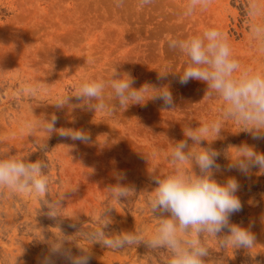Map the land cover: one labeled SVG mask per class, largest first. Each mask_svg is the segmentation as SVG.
Listing matches in <instances>:
<instances>
[{"label": "rangeland", "instance_id": "rangeland-1", "mask_svg": "<svg viewBox=\"0 0 264 264\" xmlns=\"http://www.w3.org/2000/svg\"><path fill=\"white\" fill-rule=\"evenodd\" d=\"M187 2L153 0L140 7L139 0H123L117 7V0H0V156L45 161L50 178L43 198L0 188V264H41L56 243L74 255L86 249L90 264H163L167 255L163 250L141 243L115 251L81 234L102 228L111 238L142 228L149 236L160 215L153 216L146 203L156 187L151 175L169 174L173 168L167 157L174 142L186 139L183 129L216 118L223 105L222 100L205 96V83H179L188 58L170 49L169 39L216 27L227 34L242 69L264 72V53L249 39L248 0H213L207 11L185 17ZM260 3L264 6V0ZM115 70L130 74L137 89L144 84L168 86L174 108L165 110L160 99L121 108L107 89L105 103L113 109L109 115L90 110L88 102L75 97L83 81L106 82ZM24 84H39L42 90L36 98L21 96L18 89ZM66 97L68 103L58 109L55 103ZM53 115L58 118L57 131L51 135L42 129L32 135L21 131L25 121L46 123ZM62 128L84 130L90 141L63 137ZM238 131L229 121L211 143L220 152L221 170L214 178L223 183L235 177L241 185L237 196L242 211L230 222L250 227L256 245L220 251L215 239H209L206 264H264V174L258 168L247 177L235 169L228 171L225 155L234 158L231 147L244 143L264 153V140ZM193 170L199 172L195 166ZM119 173H126L121 183L134 186L135 194L117 203L108 189L117 184ZM58 200L57 215L49 217L48 203ZM107 208L111 212L105 216ZM56 264L66 262L57 259Z\"/></svg>", "mask_w": 264, "mask_h": 264}, {"label": "clouds", "instance_id": "clouds-1", "mask_svg": "<svg viewBox=\"0 0 264 264\" xmlns=\"http://www.w3.org/2000/svg\"><path fill=\"white\" fill-rule=\"evenodd\" d=\"M152 2L139 0V6L144 7ZM212 3L213 0H188L183 15L191 17L197 10L207 11ZM122 5L123 0H117V7ZM245 15L248 17L250 43L258 52L264 53V21L258 20L264 17V6L260 0H248ZM168 47L178 49L188 58L187 66L179 76V83L186 85L191 80L203 82L207 85L205 96L216 97L223 101V105L216 118L198 127L183 129L186 139L174 142L167 157L173 168L169 174L151 175L156 187L150 192L146 203L152 215H160L155 217L157 224L149 236L145 237L142 228L111 238L105 236L102 228L81 235L88 241L100 242L115 251L141 243L152 250H163L161 252L167 254L163 264H206L209 239H215L220 251L228 247L250 250L256 245L250 227L230 222L232 215L242 211V203L237 196L241 185L235 177H229L223 183L214 178L215 172L221 170V165L217 163L220 152L213 149L211 143L220 138L229 121L239 128L238 132L250 134L253 140H264V72L242 69L240 62L233 56L227 34L216 27L205 28L201 34L185 39H169ZM134 83L130 74H120L115 70L106 82L83 81L75 97L88 102L90 110L107 112L109 115L113 109L105 103L107 89H110L109 96L117 100L121 108L126 109L132 104L144 105L148 100L156 99L163 101L165 110L174 108L168 86L157 88L144 84L137 89L133 87ZM41 90L39 84H24L18 93L31 99L36 98ZM149 92L154 94L148 97L146 94ZM68 101L69 97H66L55 103V106L63 108ZM57 119L53 115L46 123L25 121L21 131L32 135L42 129L51 135L57 131ZM59 133L73 141H90V136L84 130L62 128ZM205 141L208 147L201 146ZM44 147L46 145L41 146ZM231 148L235 150V157L225 154L229 160L228 171L235 169L247 177L253 168H258L259 174H264V153L247 143ZM186 165L190 166V170ZM194 166L199 169L198 173L193 170ZM47 168L45 161L31 162L28 156H0V188L43 198L49 192L50 178L44 171ZM116 179L117 184L108 189L111 198L117 203L122 199H130L135 194V188L121 183L126 179V173L117 174ZM59 206V200L48 203L52 210L47 215L55 217ZM110 212L111 209L107 208L103 215ZM107 226L108 222L105 221L104 227ZM91 258V253L84 248L79 255H74L63 243H56L42 258L41 264H56L57 259H62L66 264H90Z\"/></svg>", "mask_w": 264, "mask_h": 264}]
</instances>
